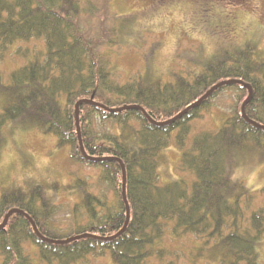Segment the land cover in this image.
Segmentation results:
<instances>
[{
	"label": "trees",
	"instance_id": "16d2710c",
	"mask_svg": "<svg viewBox=\"0 0 264 264\" xmlns=\"http://www.w3.org/2000/svg\"><path fill=\"white\" fill-rule=\"evenodd\" d=\"M99 1L108 10L110 0H0V56L16 42L44 45L6 80L0 71V154L8 125L34 129L66 149L70 165L95 173L52 193L0 178V264H78L97 254L148 264L164 260L166 236L195 237L219 264H259L264 185L253 190L234 172L244 155L264 158V59L247 42L192 56L195 66L169 79L120 81L107 50L127 20L108 36L82 29ZM223 95L231 103L219 127L193 134ZM171 145L181 176L167 182L159 162ZM61 191L75 197L65 223L56 219Z\"/></svg>",
	"mask_w": 264,
	"mask_h": 264
},
{
	"label": "rangeland",
	"instance_id": "374dc122",
	"mask_svg": "<svg viewBox=\"0 0 264 264\" xmlns=\"http://www.w3.org/2000/svg\"><path fill=\"white\" fill-rule=\"evenodd\" d=\"M96 9L93 17H85L82 29L86 28L85 23H90L94 34L108 36L111 28L119 31L121 21L129 23L128 28L117 33L116 44L107 50L111 68L120 81L145 72L155 78L169 79L173 70L193 68L195 65L189 60L192 56L204 60L219 49L242 47L247 42L253 43L258 56L264 59V0H110L108 10L104 11L101 1L97 2ZM43 47L42 40L14 43L0 56L4 80L10 72L36 57L41 58ZM223 96L192 124L193 134L212 132L219 127L231 103L229 96ZM2 138L0 178L3 186L29 188L37 184L52 193L54 186L49 187L53 184L65 185L72 176L95 174L70 165L67 150L58 149L52 136L34 129L22 130L8 125ZM176 151L171 145L161 155L159 176L162 181L181 176ZM234 175L251 189L258 190L264 185V158L244 155ZM183 176L186 180L192 179L189 174ZM73 196L62 191L57 196L58 222L63 223L67 218L68 208L75 200ZM261 205L262 199L258 198L253 211ZM160 247L165 249L164 260L153 258L148 264H219L213 252L195 237L171 239L166 236ZM257 251L259 264H264V238ZM78 264L112 262L107 255L97 254Z\"/></svg>",
	"mask_w": 264,
	"mask_h": 264
},
{
	"label": "water",
	"instance_id": "95a60500",
	"mask_svg": "<svg viewBox=\"0 0 264 264\" xmlns=\"http://www.w3.org/2000/svg\"><path fill=\"white\" fill-rule=\"evenodd\" d=\"M76 118H77V112H76ZM77 124V123H76ZM128 213V212H127Z\"/></svg>",
	"mask_w": 264,
	"mask_h": 264
}]
</instances>
